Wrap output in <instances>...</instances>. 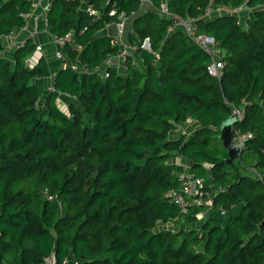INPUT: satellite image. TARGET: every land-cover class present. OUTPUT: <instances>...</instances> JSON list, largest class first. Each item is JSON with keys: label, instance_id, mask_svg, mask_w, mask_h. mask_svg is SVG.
<instances>
[{"label": "trees", "instance_id": "trees-1", "mask_svg": "<svg viewBox=\"0 0 264 264\" xmlns=\"http://www.w3.org/2000/svg\"><path fill=\"white\" fill-rule=\"evenodd\" d=\"M36 1L0 0V52L2 37L24 27ZM149 1L140 9L139 0H88L97 15L79 10L81 0L51 1L47 32L73 33L62 48L69 65L52 78V89L76 102L67 112L53 91L43 97L32 83L50 76L42 57L25 64L34 45L0 55V264L48 257L63 264L70 256L78 264H264V0ZM163 2L214 39L219 79L207 73L205 52L180 30L167 33L169 22L157 12ZM240 6L244 18L227 12ZM121 12L131 19L126 37L136 50L119 69L103 66L120 49L96 32ZM72 63L88 71L79 75ZM232 109L242 111L233 136L251 137L227 163L218 136ZM187 120L199 127L171 139ZM178 153L191 164L173 161ZM204 166L211 210L170 202L176 174L205 178ZM240 203L222 231L210 212ZM203 212L199 229L182 228Z\"/></svg>", "mask_w": 264, "mask_h": 264}, {"label": "built area", "instance_id": "built-area-1", "mask_svg": "<svg viewBox=\"0 0 264 264\" xmlns=\"http://www.w3.org/2000/svg\"><path fill=\"white\" fill-rule=\"evenodd\" d=\"M109 1L110 0H106V3ZM139 1H140V9H142L145 5L151 6V3L149 0H139ZM34 6H35V3H33V8ZM84 10L90 14L97 15V13L93 10L91 5L88 3L84 5ZM245 10H246V7L240 6L234 10H228L227 12L240 15ZM157 12L161 16L165 17L169 22L167 29H166L167 33H172L175 30H180L192 44H194L196 47H198L200 50L205 52L210 57V61L207 65V73L213 76L214 78L219 79L222 76V68H223V63L221 61L222 51L219 49L214 39L203 33H199L196 30V25L193 20L183 19L177 14L170 12L165 2H163L160 5L159 9H157ZM212 12L213 10L211 7H208L206 9V15H210ZM113 13H114V10H111L110 14H113ZM28 15L29 14L25 15V19ZM131 16L132 17L135 16V13L132 12ZM127 19L128 18L123 12H121L118 15V21L114 23L116 27V34L115 36L112 37V40H111V43L113 45H117L118 38L123 35L124 28H125V21ZM241 24L246 26L245 22L243 23V21H241ZM72 37H73V33L69 32L65 34L64 36L53 38V42L56 45L55 57L61 62V66L63 68H66L67 65L69 64L66 63L64 60L62 48L66 44H72ZM144 44H145V41L143 42V45H142L143 47H144ZM74 47L80 50L79 46L75 45ZM129 49H130V52H127V53L119 52L117 56L118 58L122 59V66L124 65L126 56L128 54H131V52H135L136 47L134 45H130ZM0 55H3V56L6 55L5 48L3 49V51L0 52ZM137 62H140L139 58H137ZM108 63L109 61L104 63V66L109 65ZM25 64L27 66H31L29 61H26ZM70 67L73 70L77 71L79 75H81L83 72L88 71L85 66L83 67L77 63H72ZM101 75L103 77L107 76L105 71H102ZM231 114L236 116L237 122H239L242 118V111L240 109H232ZM250 137H251V134L249 133L241 134L236 131L233 136V141L236 145L242 147L243 145H245V140L249 139ZM176 177L178 181V186L174 189L169 190L166 193V197L170 200V202L174 203L176 206L180 207L183 210H186L187 207L204 206L206 208V212H209L212 208V196L214 193L206 192L204 190V187L207 186L205 178L202 176H196L195 174L189 172L188 170H183V171L178 172L176 174ZM46 198L50 200L51 196L47 195ZM206 212L197 214L196 219L198 220L204 219ZM41 264H54V259L53 257H48L44 259V261ZM63 264H66V262H64ZM73 264H78V262L74 260Z\"/></svg>", "mask_w": 264, "mask_h": 264}, {"label": "crops", "instance_id": "crops-1", "mask_svg": "<svg viewBox=\"0 0 264 264\" xmlns=\"http://www.w3.org/2000/svg\"><path fill=\"white\" fill-rule=\"evenodd\" d=\"M51 1L52 0H37L35 2L34 8L29 13V15L26 17V23L24 27L16 28L14 29L11 35L3 36L2 45L6 50V56L10 58H12L13 52L15 51V49L17 47L24 45L26 42L29 41L32 45H34V51L32 55L29 56L27 61H29L30 64L33 65L41 57L44 58L48 66V69L50 71V76L46 78H35L32 80V83L41 89L43 97H45L50 91H53V93L56 96V103L60 101L58 98L60 96L63 98H67L71 101L68 104L69 106L72 103H76L75 100L72 97H69L65 94H62L60 92H55L52 89V78L62 66H61V62L55 57L56 45L53 42L54 37L47 32L46 14L48 12ZM87 1L88 0H81L79 10L84 9V5L87 3ZM144 7H148V6L145 5ZM130 20L131 19L128 18L125 21L124 33L121 37L118 38V43L116 46L119 47L120 52H122V50H125V52H130L129 48L131 44L128 43L127 37H126V27H128L127 30H131ZM115 34H116V27L114 23L105 25L101 30L96 32L97 36L106 35V36L113 37L115 36ZM134 53L131 52V54H134ZM108 64L112 66H116L119 69L121 68L119 65L120 61L117 57L110 59ZM198 127H199V123L197 121L187 120L184 123L179 124L176 127V129L170 133V138L175 139L178 136L184 135V134L189 136ZM173 161H175L177 164L184 166V167H187L191 164L190 160L181 156L180 153H178V156L175 157ZM200 169L206 170L207 175L205 176V180H206L207 185L212 188V183L208 175L209 174L208 167L204 166V168H200ZM69 261L73 262L74 259L70 256L66 260V263H68Z\"/></svg>", "mask_w": 264, "mask_h": 264}, {"label": "water", "instance_id": "water-1", "mask_svg": "<svg viewBox=\"0 0 264 264\" xmlns=\"http://www.w3.org/2000/svg\"><path fill=\"white\" fill-rule=\"evenodd\" d=\"M144 47L148 48V42L145 41ZM237 123V118L235 115H230L219 128V139L222 142L223 148L227 151V163H233L237 160L238 156L243 152L245 145L238 146L233 141V128L234 125ZM243 205L240 203L234 207H231L228 210H213L210 212V215L220 223V227L222 231H225L228 223L236 218Z\"/></svg>", "mask_w": 264, "mask_h": 264}, {"label": "rangeland", "instance_id": "rangeland-1", "mask_svg": "<svg viewBox=\"0 0 264 264\" xmlns=\"http://www.w3.org/2000/svg\"><path fill=\"white\" fill-rule=\"evenodd\" d=\"M219 14V13H218ZM215 15V14H214ZM247 15V10H245V11H243V13L241 14V18H244L245 16ZM122 52H124V53H127V52H125V50H122ZM134 53V52H133ZM118 58V57H117ZM119 59V61H120V69H122V59L121 58H118ZM135 61H137V59H135ZM65 97V96H64ZM59 98V100L62 102V104H61V102L60 101H58L56 104H57V106L61 109V110H63V111H66L67 112V106H68V104H69V102H71L69 99H67V98H63V97H58ZM73 101V100H72ZM43 103V99H41V104ZM197 222L196 223H194V224H191V225H188V224H184V225H182V228H184V229H189V228H194V229H199V227H200V223L202 222V219H200V220H196ZM169 226V225H168ZM66 264H73V262H71V261H69L68 263H66Z\"/></svg>", "mask_w": 264, "mask_h": 264}]
</instances>
